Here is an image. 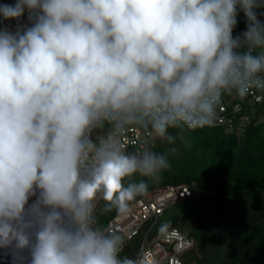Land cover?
I'll return each mask as SVG.
<instances>
[{"label":"clouds","instance_id":"clouds-1","mask_svg":"<svg viewBox=\"0 0 264 264\" xmlns=\"http://www.w3.org/2000/svg\"><path fill=\"white\" fill-rule=\"evenodd\" d=\"M264 0L0 4V250L14 264H142L95 226L170 167L130 130L211 126L225 93L264 90ZM246 18L237 34L238 15ZM27 16V23H19ZM264 15V12L259 13ZM107 126L104 136L93 134ZM175 151L174 148L168 149Z\"/></svg>","mask_w":264,"mask_h":264},{"label":"trees","instance_id":"trees-1","mask_svg":"<svg viewBox=\"0 0 264 264\" xmlns=\"http://www.w3.org/2000/svg\"><path fill=\"white\" fill-rule=\"evenodd\" d=\"M261 12H264V8L258 10L259 19L264 18V15H259ZM245 26L246 18L243 13L240 12L238 15V25L233 30V34L237 35L241 33L245 29ZM225 94L231 96L235 93ZM245 108L246 111L244 114L249 115V121L241 132H229L222 127H204L205 133H207L206 147L215 150L218 160L224 159L230 154L231 143H235V141L241 137L245 138L246 135H250L255 127L253 125L255 109L264 108V103L252 104L246 101ZM174 130L176 129H170V134H173ZM160 144L161 140L159 139L155 147L151 149H158ZM235 167V174L229 178L230 183H232L231 189L224 187V180L205 182L200 177H190L187 179L183 177H174L165 179L155 187L146 189L133 200L127 201L124 207H119L118 210L114 211L111 216L103 222L102 228H105L109 221L122 212L127 206L137 199L142 198L147 193L166 185L188 184L193 186L197 192L201 189L217 191L219 195L218 198L224 199L220 209V216L224 218L222 220L224 229L219 226L215 231L213 230L210 232L208 230H203L202 227L199 226L193 230L188 228L184 231L182 228H178L176 224L171 227L167 226V228L157 229L161 221L166 222L171 220L176 223L179 213L182 210L181 206L184 205L185 207L195 202L200 194L194 198L178 203L176 205L178 207L176 212H173L172 208L169 207L158 223L156 231L178 228L187 237L196 241L195 248L183 256L184 264L207 263L208 260L213 264H264V146L262 145V147L258 149L257 154H248L245 157L238 158ZM229 207L231 208L230 210L228 209ZM226 230H231L232 234L228 236L229 238L225 239L223 233H225L224 231ZM132 241H137L140 246L142 237L140 236ZM129 242L125 244L120 252L121 259H123L124 254L126 255L127 244ZM210 243H213L212 249H215L214 254L210 251ZM198 245L203 246L204 254L200 253ZM139 246L137 252L135 250V252L132 253L133 257L138 255Z\"/></svg>","mask_w":264,"mask_h":264},{"label":"rangeland","instance_id":"rangeland-1","mask_svg":"<svg viewBox=\"0 0 264 264\" xmlns=\"http://www.w3.org/2000/svg\"><path fill=\"white\" fill-rule=\"evenodd\" d=\"M14 0H0V4H14ZM254 130L251 131L250 135H246V137H241L235 143H231V152L224 159L218 160L216 158L215 150L209 149L206 147V134L204 128L197 129H176L173 134L177 137L174 145H169L167 142L161 141L158 149L153 150L157 153L167 154L170 167L164 170L157 178H146L141 177L139 175H135L130 178V180H126L125 184L128 182H138L140 180H144L149 188H153L162 182L165 179H171L174 177H200L205 182H217L224 180L225 188L231 189L232 183H230L229 178H231L235 174V166L237 159L240 157H245L248 154H257V151L262 145L264 146V108H257L254 112L253 118ZM107 126L103 129H97L93 134V139L96 136H103L107 131ZM174 148L175 151L169 152L168 149ZM229 181V182H228ZM223 186V185H222ZM200 194L199 197L196 198L195 202L188 204L182 207L181 212L179 213L178 221L173 222L168 220L166 222H162L159 224L157 229L167 228V226L171 227L174 224L177 225L178 228H182L184 231L188 228L192 230L201 226L203 230H208L212 232L215 231L217 227L221 226L224 229V225L222 223L223 217L220 216L221 204H223L224 199L218 198V192L214 190H199L197 195ZM177 204H171L173 212L178 210ZM105 201L102 196H98L96 207L94 210V219L95 226L101 227L103 222H105L111 214L118 210L119 207H113L110 211H104ZM231 209L230 207L228 208ZM228 210V211H229ZM170 214V213H169ZM204 226V228H203ZM223 233V237L229 238L228 236L232 234L231 230H226ZM138 242L131 241L127 244L126 255L124 257H128L131 259H136V256L133 257V254L136 250H138ZM211 252L214 254L215 249L213 248V243H210ZM199 251L201 254H204L203 246L198 245ZM210 252V253H211ZM199 264H213L210 260L205 262H200Z\"/></svg>","mask_w":264,"mask_h":264},{"label":"built area","instance_id":"built-area-1","mask_svg":"<svg viewBox=\"0 0 264 264\" xmlns=\"http://www.w3.org/2000/svg\"><path fill=\"white\" fill-rule=\"evenodd\" d=\"M15 2V0H14ZM260 20L264 21V18ZM17 21L0 19V28L15 30ZM27 23V16L19 22ZM264 103V90H252L240 97L236 94L222 96L211 126L222 127L229 132H241L249 121L245 102ZM159 138L146 131L130 130L124 137V149L128 153L148 146L155 147ZM197 196L196 189L188 184L166 185L137 199L112 218L104 228L123 238V247L129 241L142 237L136 260L142 264H184L183 256L195 248L196 241L187 237L178 228L156 231L157 225L171 204H178Z\"/></svg>","mask_w":264,"mask_h":264},{"label":"water","instance_id":"water-1","mask_svg":"<svg viewBox=\"0 0 264 264\" xmlns=\"http://www.w3.org/2000/svg\"><path fill=\"white\" fill-rule=\"evenodd\" d=\"M0 264H14L10 252L6 250H0Z\"/></svg>","mask_w":264,"mask_h":264}]
</instances>
